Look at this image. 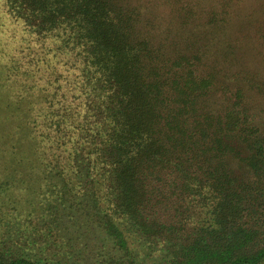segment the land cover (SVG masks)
<instances>
[{"label": "trees", "instance_id": "16d2710c", "mask_svg": "<svg viewBox=\"0 0 264 264\" xmlns=\"http://www.w3.org/2000/svg\"><path fill=\"white\" fill-rule=\"evenodd\" d=\"M249 43L264 0H0V264H264Z\"/></svg>", "mask_w": 264, "mask_h": 264}, {"label": "rangeland", "instance_id": "374dc122", "mask_svg": "<svg viewBox=\"0 0 264 264\" xmlns=\"http://www.w3.org/2000/svg\"><path fill=\"white\" fill-rule=\"evenodd\" d=\"M245 47L247 48V57L250 60V62L256 64L257 67L262 69L260 70V72L262 75H264V43L255 44V45H251L249 43L248 46L245 45ZM69 229L71 232L69 233L71 240L77 243L75 246L78 252L77 254H75L76 259L78 258V255L81 256L85 252L91 255L102 249L104 246H106L107 241L105 239V234L101 230L91 228L89 233H87L86 237H84V235L83 237L82 235L81 236L79 235L78 237H73V233H74L73 227L70 226ZM85 243L87 245H85ZM164 247L165 244L162 241H157L152 244L149 243L147 246L146 245H142L141 247L139 246L141 252L138 253V256L141 259L147 261L162 260L163 258H166Z\"/></svg>", "mask_w": 264, "mask_h": 264}]
</instances>
